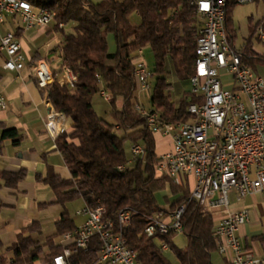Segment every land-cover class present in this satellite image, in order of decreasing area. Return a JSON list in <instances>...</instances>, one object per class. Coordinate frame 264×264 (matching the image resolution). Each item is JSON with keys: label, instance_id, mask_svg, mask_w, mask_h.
Returning a JSON list of instances; mask_svg holds the SVG:
<instances>
[{"label": "trees", "instance_id": "1", "mask_svg": "<svg viewBox=\"0 0 264 264\" xmlns=\"http://www.w3.org/2000/svg\"><path fill=\"white\" fill-rule=\"evenodd\" d=\"M24 1L33 7L54 11L53 28L62 32L60 63L76 76L72 85H61L53 71L54 80L47 86V99L52 108L70 120L69 130L55 138L70 178H61L52 171L43 178L56 202L63 207L55 232L40 244L33 237V233L40 230L36 222L22 228L10 246L4 248L0 241V264L34 262L41 258L43 246L48 248L44 256L48 259L60 253L62 246L55 243V238L76 228L65 205L78 198L89 207H103V216L110 219L121 209L130 210L124 235L128 247L136 252L139 264H172L161 250L162 243L174 250L179 264H213L211 254L219 244L213 234L214 222L193 200L187 203L180 219L181 232L186 236L182 248H175L176 232H156L149 237L144 234L150 217L158 213L167 216L187 202L190 186L176 184L156 169L159 157L155 134L135 109L138 102L134 77L137 51L148 47L154 57L150 72L155 75V82L151 86L148 109L157 111L165 122L188 119L187 106L195 100L189 82L197 58L198 28L196 11L190 0ZM237 3V0L226 2L225 30L230 45L255 70L256 65H264V53L252 48L251 37L257 26L264 27V15L237 49L231 18ZM133 12L139 16L138 24L129 19ZM68 23L72 24L71 30L64 32L60 24ZM108 35L113 37L114 51L109 50ZM36 59L38 57L32 61ZM172 90L177 92L176 97ZM101 91L110 95L107 100L110 120L98 115L93 108V97ZM2 138H11L13 144H18L20 133L14 127L5 128ZM125 143L142 144L145 148L144 156L136 159L131 167L126 164ZM119 165L123 168L119 169ZM24 175L23 169L0 172L8 187H15ZM164 190L172 197L167 207L157 198ZM98 248V239H92L87 251L69 258L70 264L93 261Z\"/></svg>", "mask_w": 264, "mask_h": 264}, {"label": "built area", "instance_id": "2", "mask_svg": "<svg viewBox=\"0 0 264 264\" xmlns=\"http://www.w3.org/2000/svg\"><path fill=\"white\" fill-rule=\"evenodd\" d=\"M264 0H237L238 3ZM227 0H197L196 17L198 71L193 80L195 100L187 108L186 122H165L157 111L144 108L139 102L135 109L144 118L153 133L171 138L168 150L158 154L156 169L176 184L190 186L187 202L167 216L160 213L149 218L144 234L149 237L158 230L181 232V216L187 203L195 201L199 209L211 214L213 209L229 205V193L241 198L248 194L264 195V77L258 75L233 48L225 30ZM6 16L17 17L22 28L29 30L48 25L54 11L42 10L23 0H0V26ZM258 39L264 40V27L257 28ZM0 52L4 54L2 66L19 73L26 65L21 44L13 31L0 29ZM142 49L137 51L141 56ZM64 82L72 85L76 76L61 65ZM37 85L47 99V86L54 80L53 71L44 59L30 65ZM151 72L146 63L138 59L134 67L136 88L150 90ZM101 95L108 100L110 95ZM48 101V99H47ZM0 109H6V100L0 92ZM45 128L56 138L67 131L66 117L52 106L46 114ZM134 160L144 156V145L131 144ZM119 169L123 166L119 165ZM79 214L83 222L74 230L61 235L62 251L50 259L20 264H70L69 258L87 251L92 239L97 238L99 248L95 259L83 264H139L136 252L128 247L124 228L130 219V210L121 209L114 219L103 216L104 208L85 205ZM249 219L242 209L227 212L213 225L218 238L217 250L231 255L232 264H262L264 256L248 253L238 235L239 226ZM168 249L161 244V250Z\"/></svg>", "mask_w": 264, "mask_h": 264}, {"label": "crops", "instance_id": "3", "mask_svg": "<svg viewBox=\"0 0 264 264\" xmlns=\"http://www.w3.org/2000/svg\"><path fill=\"white\" fill-rule=\"evenodd\" d=\"M65 25L60 24L63 30ZM53 26L54 20L52 19L46 26L25 30L22 28L20 20L12 16H6L0 26L1 31L14 32L26 60L24 69L19 73L9 71L2 66L4 54L0 52V92L6 100V109H0V172H17L20 169L25 171L23 179L15 187H8L0 177V241L4 248L16 240L17 234L22 228L33 222L40 226V230L33 233V237L42 232L45 224L53 223L54 231L46 235L42 243L39 242L44 244L46 237L55 232V224L63 212V207L56 202L52 189L43 178L49 171H52L59 177L68 179L70 172L64 163L62 154L56 147L55 138L44 126L51 104L43 96L42 89L39 88L34 75L29 70L31 63L34 62L32 61L34 57L44 59L52 71L57 74L59 81L64 82L59 56L62 33L57 35L56 31L58 30ZM234 34L236 35V31ZM42 36L49 38L45 43L44 52L42 53L38 47H33L34 51L30 53L32 45H37ZM107 40L108 46L113 45L115 49L112 35H108ZM142 53L141 56L138 55V59L143 60ZM257 67L258 65L254 71L260 75L257 72ZM100 96L106 100L101 93ZM66 124L67 130H69L70 120L67 117ZM10 127L16 128L20 133L18 144H13L11 138H2L3 130ZM154 134L156 153L160 154L168 150L171 143L170 136ZM82 203L84 207V201ZM65 209L68 212L66 205ZM242 209L248 211L249 219L239 226L238 235L248 253L262 257L264 256V195L254 193L239 198L234 191H231L229 205L226 208L213 209L210 215L215 223L221 215ZM79 210L81 209H77L75 212L77 219L69 215L76 227L84 220V216L78 213ZM34 239L36 240L35 237ZM60 240L61 235L55 238V243L62 246ZM43 250L46 253L34 262L40 263L45 260L44 256L48 254V248L43 246ZM230 258V254L220 253L217 249L211 254L213 264H232Z\"/></svg>", "mask_w": 264, "mask_h": 264}, {"label": "rangeland", "instance_id": "4", "mask_svg": "<svg viewBox=\"0 0 264 264\" xmlns=\"http://www.w3.org/2000/svg\"><path fill=\"white\" fill-rule=\"evenodd\" d=\"M93 1H98V0H93ZM264 15V1H250V2H243V3H237L231 12V18H232V28L235 29L236 31V39H235V46L240 47L246 37L249 36L252 26L256 24V22ZM129 19L131 23L133 24H138L139 23V16L136 12H133L130 16ZM71 23H68L64 27V32L69 31L71 27ZM257 28L254 31L251 41H252V48L256 50L257 52L264 53V40L258 39L257 37ZM59 33H62L61 31H56V34L59 35ZM49 38H45V36H42L38 42L37 45L33 46L32 49L30 50V53L34 51L33 47H38V49L43 53L44 48H45V43ZM110 50H114V46L111 45ZM142 57L144 62L147 65L148 70H152L154 67V57L152 52L148 47L142 49ZM55 64V63H54ZM53 64V65H54ZM257 72L264 77V65L258 64L257 67ZM171 80V79H170ZM150 84L153 85L155 82V75H151L149 77ZM172 82H176L175 80H172ZM185 85V83H183ZM175 90H172L173 96L176 97V93L174 92ZM136 95L138 97V102L144 107V108H149L150 107V96H151V89L146 90V91H136ZM93 108L95 111L100 115L101 117L110 120L108 116V109H109V103L107 100H104L101 96L100 93H97L93 97ZM118 134H121V131H117ZM125 152H126V157H127V166H133L134 165V159L132 158V155L130 153L129 149V144L125 143ZM157 198L159 203L163 204L164 207L168 206V202L172 198L169 191H165L164 193H159L157 194ZM83 201L81 199H76L71 202H68L66 204L68 213L71 217H75V212L77 209H82L83 207ZM77 219V218H76ZM54 231V225L53 223H47L44 225L42 232L39 234H35L34 237L36 240L40 243L44 241V238L46 235L52 233ZM186 242V236L182 232H178L174 236V244L175 248L179 249L182 248L185 245ZM46 253L45 250L41 253L43 256ZM9 254V253H7ZM168 259L171 261L172 264H179L178 259L175 255V252L173 249H168L164 253ZM45 260H48V258H45Z\"/></svg>", "mask_w": 264, "mask_h": 264}, {"label": "bare ground", "instance_id": "5", "mask_svg": "<svg viewBox=\"0 0 264 264\" xmlns=\"http://www.w3.org/2000/svg\"><path fill=\"white\" fill-rule=\"evenodd\" d=\"M24 3H28L27 1H24ZM190 3L193 5V7L195 8V11H196V4H197V0H190ZM28 5H30V3H28ZM39 9H42V10H50L49 8L47 7H39ZM50 11H53V10H50ZM196 48H197V38H196ZM197 71H198V50H197V58L195 60V64H194V68H193V75L192 76H197ZM189 86H190V90L193 94V80H190L189 82ZM189 107V104L187 106V108ZM183 122H186L183 121ZM158 233L160 234H165V230H158Z\"/></svg>", "mask_w": 264, "mask_h": 264}]
</instances>
